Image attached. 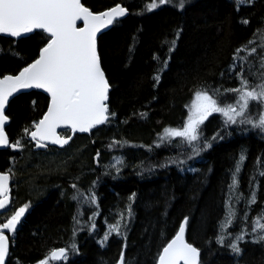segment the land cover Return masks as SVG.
<instances>
[{"label":"trees","instance_id":"trees-1","mask_svg":"<svg viewBox=\"0 0 264 264\" xmlns=\"http://www.w3.org/2000/svg\"><path fill=\"white\" fill-rule=\"evenodd\" d=\"M81 2L93 11H101L116 2H123L129 9L124 18L98 37L101 66L110 84L109 107L117 116L88 134L73 135L63 147L36 149L30 138L23 136L22 129L42 116L47 96L31 90L10 100L6 110L9 124L5 131L10 141L21 138L25 147L0 150V171L11 166L15 173L11 179V202L0 210V222L16 207L26 203L30 207L15 233H7L10 236L8 264H38L52 247L72 243L77 244L78 254H70L68 261H50V264H116L125 244L127 264H155L159 248L174 235L184 216L189 217L186 239L201 249L202 264H264V243H253L246 238L240 243L242 252L237 256L226 246L217 245L215 240L217 222L224 215L222 188L226 190L229 182V169L243 149L246 162L239 181L240 191L247 195L257 157L261 158V170H264V133L232 126L228 129L230 136L224 135L198 157L191 158L183 171L168 165L141 175H137L139 169L133 165L143 160L147 167L149 162L174 157L176 147L154 148L151 153L130 145L107 147L113 139L151 144L164 126H177L182 122L186 115L184 105L190 101L197 85L234 87L236 81L229 79L228 65L234 50L245 44L254 30L264 26V0H252L250 4L247 0H187L182 9L175 7L178 0H169L151 12L142 11L149 0ZM244 19L249 21L247 25ZM177 30L179 36H176ZM44 35L42 30L14 40L0 35V75L15 74L24 62H31L42 46L40 41ZM172 39L176 40V45L169 54L170 43L162 45V41ZM256 40L258 43L259 35ZM153 53L161 62L168 58L158 83L153 73L162 64L153 60ZM252 62V71H259L258 57H253ZM32 101H35L34 106ZM140 113L147 115L141 117ZM220 127V115L212 114L202 126L205 138ZM61 135H70V132L63 130ZM97 151L100 156L94 161ZM185 154L179 158L183 159ZM113 156H123L126 160L127 166L119 175L111 170V174H105V167ZM10 157L15 158L14 164ZM189 168L198 171H188ZM76 177L84 190L92 181H97L98 209L86 204L78 209L77 203L69 198L73 191L70 184ZM258 179V200L245 222L249 227L264 202V177ZM133 192L136 197L132 201L133 214L126 239L112 234L101 246L98 241L107 224L116 221ZM238 207L239 217H243L245 206L241 203ZM93 209L97 213L94 233H89L85 227L73 236L74 215L83 222ZM239 217L227 231L235 234L240 230ZM230 242L227 240L226 244Z\"/></svg>","mask_w":264,"mask_h":264},{"label":"snow or ice","instance_id":"snow-or-ice-1","mask_svg":"<svg viewBox=\"0 0 264 264\" xmlns=\"http://www.w3.org/2000/svg\"><path fill=\"white\" fill-rule=\"evenodd\" d=\"M250 4L252 0H247ZM169 0H149L144 4L142 11L151 12L161 5H166ZM187 0H178L177 8H184ZM129 9L123 2H116L103 11H93L86 7L81 0H0V34H7L11 39L21 38L22 34L42 30L45 34L38 48V54L31 62H24L15 74L0 75V146L22 150L25 145L21 138L10 141L6 134L5 125L9 116L5 114L6 105L19 90L28 88L43 89L47 93V107L38 120H34L22 129L23 136L30 138L32 146L36 149L47 148L52 145L63 147L72 139L70 135H61L58 128L75 133L89 132L97 126L104 125L115 118L117 114L109 107L110 84L101 66L98 53V33L102 29L118 22L125 17ZM138 14H142L138 13ZM78 21L82 26H78ZM247 25L249 21L243 20ZM259 35V42L256 37ZM179 36V30L176 32ZM46 41V42H44ZM170 43L167 51L170 54L176 40L162 41ZM255 45V46H253ZM243 53V55L241 54ZM18 55V54H17ZM253 57H258L259 71H252ZM153 60L162 66L153 73V79L158 83L160 73L167 67L168 58L161 62L160 57L153 53ZM247 66V67H245ZM239 69V70H237ZM229 79L234 78L236 85L223 88L222 85L200 84L192 91L190 101L184 105L186 115L177 126H164L156 134L151 144H134L127 140H116L107 146L109 149L123 148L130 145L146 149L149 153L154 148L174 145L178 150L176 155L166 157L158 162H145L140 160L133 165L139 169L137 175L151 172L155 168H165L175 165L180 171L184 170L186 163L198 157L203 151L212 147L214 141L221 140L224 135H231L228 129L235 126L243 131L258 130L264 133V26L254 30L253 36L245 43L238 46L233 53L232 62L228 65ZM224 73L221 72V78ZM156 85L154 84L153 87ZM231 95V100L227 97ZM33 106L35 101H32ZM212 114H219L221 127L213 132L211 137L205 138L202 126ZM147 113H140L141 117ZM223 132V135L221 134ZM184 158H179L184 154ZM99 151L93 157L98 161ZM12 164L15 158H9ZM246 162L245 151L242 149L234 166L229 169L230 178L226 190L223 192L224 215L217 222L215 240L217 245L226 246L232 254L242 252L240 243L250 238L253 243H264V202L256 216L252 217L251 226L245 223L250 215L251 207L258 200L259 177H264L261 170V158L257 157L253 174L249 177L248 193L240 191L239 176L243 164ZM123 156H113L105 167V174H121V169L126 167ZM188 171L196 172L197 169L189 168ZM15 175L12 168L0 171V209H5L10 203V180ZM116 176H113L115 179ZM98 179V178H97ZM70 184L72 194L70 199L80 205H95L98 209V197L95 192L96 180L86 189H81L76 181ZM255 181V182H254ZM63 195V192L61 193ZM136 193L128 197L125 209L121 211L114 223L107 224L103 236L98 243H104L115 234L117 237L127 236V227L132 217V201ZM243 203V217H239V205ZM30 204L26 203L16 207L11 215L0 222V264H8L6 258L10 252V236L17 230L21 218L25 215ZM96 210L88 216L86 221H81L74 215L75 221L73 236L77 231L85 228L89 233H94L97 225L94 223ZM242 220V227L233 234L227 229L233 226L236 219ZM189 217L180 220L174 235L167 239L159 248L155 264H202L200 259L201 249L194 246L185 238L186 224ZM164 232L161 229V235ZM230 243L226 244V241ZM126 244L122 245L120 256L116 264H127L125 260ZM70 254H78L76 243L65 247H52L50 251L38 261V264H50V261H68Z\"/></svg>","mask_w":264,"mask_h":264},{"label":"water","instance_id":"water-1","mask_svg":"<svg viewBox=\"0 0 264 264\" xmlns=\"http://www.w3.org/2000/svg\"><path fill=\"white\" fill-rule=\"evenodd\" d=\"M103 10H105V9H103ZM103 10H101V11H103ZM122 18H124V17H122ZM122 18H119V19H122ZM78 26H82V22H79L78 21ZM111 26L112 25H110V26H108L106 29H102L101 30V32L100 33H98V37L101 35V34H103V33H105V32H107L110 28H111ZM34 31H38V30H34ZM31 33H27V34H22V37H26V36H28V35H30ZM0 35H2V36H7V34H0ZM8 37V36H7ZM21 37V38H22ZM31 90H38V91H40V92H42L43 94H45L46 96H47V93L43 90V89H37V88H28V89H22V90H19V94H21V93H26V92H29V91H31ZM18 94H14L13 95V97H15V96H17ZM13 97H11L10 98V100L13 98ZM10 100H9V102H10ZM7 106H8V104L6 105V110H7ZM47 107V106H46ZM6 110H5V114H6ZM46 110V109H45ZM9 124V121H7L6 122V125H5V128H6V126ZM98 127V126H97ZM62 130H64L63 128H58V131L60 132V131H62ZM93 130V129H92ZM92 130H90L89 132H86V133H81V132H79V131H77V132H75V133H73V132H71V130H69V132H70V136L72 137L73 135H75V134H88V133H90ZM49 146H59V145H52L50 142H49ZM7 148V146H0V150H3V149H6ZM41 149H43V148H41ZM10 186H11V180H10ZM10 186H9V196H10ZM10 204V203H9ZM9 205H7L6 207H8ZM0 210H3V209H0ZM185 238H186V230H185ZM187 240V239H186ZM7 259V258H6Z\"/></svg>","mask_w":264,"mask_h":264},{"label":"bare ground","instance_id":"bare-ground-1","mask_svg":"<svg viewBox=\"0 0 264 264\" xmlns=\"http://www.w3.org/2000/svg\"><path fill=\"white\" fill-rule=\"evenodd\" d=\"M165 125V124H164ZM218 125V124H217ZM163 126V125H162ZM218 127V126H217ZM12 181V180H11ZM18 188V187H17ZM12 195V194H11ZM17 197V196H16ZM22 197V196H21ZM14 201V200H13ZM10 202H11V200H10ZM9 209V208H8ZM12 209V208H11Z\"/></svg>","mask_w":264,"mask_h":264}]
</instances>
